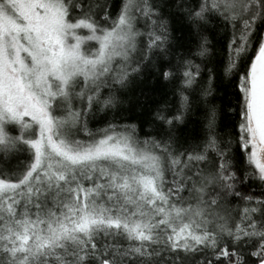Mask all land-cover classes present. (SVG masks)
I'll use <instances>...</instances> for the list:
<instances>
[{"label": "snow or ice", "instance_id": "6c2138e0", "mask_svg": "<svg viewBox=\"0 0 264 264\" xmlns=\"http://www.w3.org/2000/svg\"><path fill=\"white\" fill-rule=\"evenodd\" d=\"M0 264H264V0H0Z\"/></svg>", "mask_w": 264, "mask_h": 264}, {"label": "trees", "instance_id": "16d2710c", "mask_svg": "<svg viewBox=\"0 0 264 264\" xmlns=\"http://www.w3.org/2000/svg\"><path fill=\"white\" fill-rule=\"evenodd\" d=\"M175 31L174 35L178 37H185L187 33L186 25L177 22L174 25ZM224 30H221V34L223 35ZM225 52L223 50L222 45H217V56L218 58H223L225 56ZM251 55V54H249ZM219 97L222 106H227V104L231 103L233 107L235 106V98L231 95V89L227 92L221 88L219 90ZM172 99V88L170 85H167L166 82L161 80L158 75H151L146 76L144 79L139 80L132 93L130 94L129 100L127 102V109L128 115L130 117H138L143 112V115L146 116L148 111L151 108H154L158 103L162 102L163 100ZM231 118L234 120V114H229ZM131 122H136L135 119H132ZM31 131V130H29ZM13 134H17L13 132ZM21 157V162L23 161V157L27 156L28 154L25 152L18 154Z\"/></svg>", "mask_w": 264, "mask_h": 264}]
</instances>
